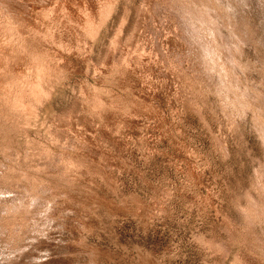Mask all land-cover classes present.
<instances>
[{
  "label": "rangeland",
  "instance_id": "1",
  "mask_svg": "<svg viewBox=\"0 0 264 264\" xmlns=\"http://www.w3.org/2000/svg\"><path fill=\"white\" fill-rule=\"evenodd\" d=\"M0 8V264H264V0Z\"/></svg>",
  "mask_w": 264,
  "mask_h": 264
},
{
  "label": "bare ground",
  "instance_id": "2",
  "mask_svg": "<svg viewBox=\"0 0 264 264\" xmlns=\"http://www.w3.org/2000/svg\"><path fill=\"white\" fill-rule=\"evenodd\" d=\"M167 6V5H166ZM1 8H2V6H1ZM0 8V9H1ZM149 9V8H148ZM160 11V10H159ZM178 11V10H177ZM9 13V12H8ZM158 13V12H157ZM16 14V13H15ZM175 14V13H174ZM8 15V14H7ZM4 16H5V14H4ZM13 16V15H12ZM15 18V17H14ZM35 20V19H34ZM181 22V21H180ZM31 28V27H30ZM183 39V38H182ZM124 53V52H123ZM18 60V59H17ZM70 61V60H69ZM212 61V60H211ZM107 70V69H106ZM183 71V70H182ZM100 72V71H99ZM193 76V75H192ZM127 80V79H126ZM88 98V97H87ZM60 162V161H59ZM7 177V176H6ZM4 179V178H3ZM7 179V178H6ZM49 198V197H48ZM27 206V205H26ZM42 221V220H41ZM24 224V223H23ZM40 243V242H39ZM39 245V244H38ZM22 254V253H21ZM27 255V254H26Z\"/></svg>",
  "mask_w": 264,
  "mask_h": 264
}]
</instances>
